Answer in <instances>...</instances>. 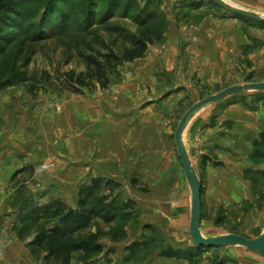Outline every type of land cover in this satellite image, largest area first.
<instances>
[{
	"label": "rangeland",
	"instance_id": "374dc122",
	"mask_svg": "<svg viewBox=\"0 0 264 264\" xmlns=\"http://www.w3.org/2000/svg\"><path fill=\"white\" fill-rule=\"evenodd\" d=\"M225 1L264 15V0ZM203 28L224 35L190 52L188 41L203 37ZM139 38L148 40L147 52L118 65L107 89L75 93L61 87L60 72L85 71L87 55H122ZM263 81L264 22L215 0H0V167L15 168L0 196V256L19 245L23 264H48L45 249L29 244L91 194L95 202L87 210L106 197L108 212L101 210L104 216L77 237L99 248L74 253L71 264H157L160 258L165 264H227L219 248L200 247L192 260L180 254L195 246L180 243L181 231L170 225L188 191L175 134L199 99ZM237 101L248 107L262 102L264 108V92L207 110L187 142L203 180L201 227L207 236L255 238L264 228V171L243 178L239 166L229 164L238 153L218 145L221 150L211 154L202 136L231 130L222 115ZM230 167L237 172L228 173ZM209 170H219L214 187ZM226 176L232 194H239L229 201L217 188ZM99 178L104 183L95 188ZM24 212L40 220L21 224L18 214Z\"/></svg>",
	"mask_w": 264,
	"mask_h": 264
},
{
	"label": "trees",
	"instance_id": "16d2710c",
	"mask_svg": "<svg viewBox=\"0 0 264 264\" xmlns=\"http://www.w3.org/2000/svg\"><path fill=\"white\" fill-rule=\"evenodd\" d=\"M148 40L139 38L135 40L132 47L126 49L122 55H118L113 51L108 53L89 54L86 56L87 69L82 72L69 70L60 72L58 80L61 87L75 93H83L84 89L94 91L97 87L107 89L111 84L112 75L117 70L118 65L124 61H134L144 56L148 50ZM252 158L264 160V132L260 138L254 141V151ZM22 169L19 173L24 172ZM94 187L100 188L103 185V179H95ZM108 186H119L113 181H109ZM94 195H86L80 200V207L77 209L70 208L59 215V220L46 231L39 232L31 241L29 246L45 249L44 260L48 264H71L74 253L84 252L86 254L94 252L99 247H93L92 243L80 240L77 235L86 229L90 223L101 215V210H108L105 207V199H98L95 206L89 211L87 208L95 202ZM98 205V206H96ZM81 208H85L81 209ZM95 208V209H94ZM96 208L100 209L97 211ZM18 220L21 224L29 222H38L40 215H33L31 212L18 214ZM200 247H194L193 250H180L181 253L189 255L190 259H195L201 253Z\"/></svg>",
	"mask_w": 264,
	"mask_h": 264
},
{
	"label": "crops",
	"instance_id": "0c3cea01",
	"mask_svg": "<svg viewBox=\"0 0 264 264\" xmlns=\"http://www.w3.org/2000/svg\"><path fill=\"white\" fill-rule=\"evenodd\" d=\"M198 32L203 37L194 40L193 42L188 41L189 43L187 45H190L189 48L190 52L194 51L195 47H193V45L196 46L199 44L205 46L210 42L219 43V39L215 38V36L220 33H221L220 35H224V30H217L215 28H203L201 29V31L199 30ZM174 50L175 48H169L168 52ZM173 59L174 58L168 56L166 61L172 63ZM152 65L154 66V63H152ZM248 103L250 104V101H248ZM254 103L256 104L255 107L254 106L248 107L242 105L240 101H237L236 103L232 104V106L228 109V111L223 112L222 118L225 120H229V122L233 124L231 130H213L211 132L206 131L202 135L203 140L206 143L205 146L210 151L211 154L214 153L217 154L219 150H221V148H226V149L228 148L231 151L238 153L237 155H239L238 156L239 158L237 162L232 160L233 162H229V164H237V166L239 167L236 170L237 171L242 170L243 178L244 175L246 176V173L248 174L251 171H264V164L256 165L253 161L255 159L252 158V153L254 151V141L260 138L261 134L264 132V108L261 104L262 102L254 101ZM198 119L194 121V123L190 128L187 142L192 137V128ZM204 125L201 124V126ZM218 145L221 148L216 149ZM221 158L219 159L220 161H222ZM231 170L232 172L235 171L233 167H230L228 173H230ZM14 172H15L14 167H11L9 169L4 166L0 167V196H5L4 191H5L6 183L8 180L11 179ZM218 174H219V170H212V171L209 170L208 178H210V180L212 179V186L214 185L213 182L216 179H218L217 176ZM222 179L223 181H221L220 186L217 187L219 194L223 196V198L228 197L227 201L231 200L230 199L231 197L238 196L239 194L237 192L234 194H232L231 192V188H232L231 178L226 176V178L224 177ZM189 198H190V192L188 186L187 200L185 204L182 206L181 212L178 213L176 216L172 217L170 222L171 227L175 229L177 228L176 230L181 231V233L183 230L188 229L189 227V222H190ZM1 211L3 212L4 210H0V216H1ZM18 246L19 245L12 246L10 249L7 250L5 256H0V264H23L26 259L23 257V254L19 253L20 248ZM219 250H225L224 255H226L228 258L227 264H264V257L252 252L244 251L243 249L240 248H219ZM166 261H167L166 258H160V261H158L157 264H165Z\"/></svg>",
	"mask_w": 264,
	"mask_h": 264
},
{
	"label": "water",
	"instance_id": "95a60500",
	"mask_svg": "<svg viewBox=\"0 0 264 264\" xmlns=\"http://www.w3.org/2000/svg\"><path fill=\"white\" fill-rule=\"evenodd\" d=\"M215 1L223 8L235 14L255 21L264 22V15L235 7L227 3L225 0ZM263 92L264 81L235 84L218 93L199 99L181 118L175 134V140L177 151L189 186L190 222L188 229L182 231V237H177L180 242L185 243L191 241L195 247L240 248L244 251L252 252L264 257V228L255 238H249L248 236L235 232H222L213 236H207L204 234L201 227L203 180L198 173L187 144V138L192 124L207 110L228 102L238 96L253 95Z\"/></svg>",
	"mask_w": 264,
	"mask_h": 264
},
{
	"label": "built area",
	"instance_id": "2783aa9c",
	"mask_svg": "<svg viewBox=\"0 0 264 264\" xmlns=\"http://www.w3.org/2000/svg\"><path fill=\"white\" fill-rule=\"evenodd\" d=\"M2 252H3V246H2V242H1V244H0V254H3Z\"/></svg>",
	"mask_w": 264,
	"mask_h": 264
}]
</instances>
